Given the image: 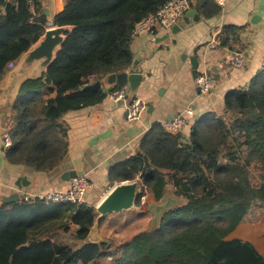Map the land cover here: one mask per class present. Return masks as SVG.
<instances>
[{"label": "trees", "instance_id": "trees-1", "mask_svg": "<svg viewBox=\"0 0 264 264\" xmlns=\"http://www.w3.org/2000/svg\"><path fill=\"white\" fill-rule=\"evenodd\" d=\"M168 1L66 0L51 21L42 14L39 0H7L0 7V81L49 22L72 27L48 69L52 84L43 74L20 85L12 107L13 145L5 151L12 163L38 171L60 164L69 148L64 116L105 101V89L87 88L93 84L90 78L130 69L136 24ZM190 1L204 18L221 12L213 0ZM244 30L225 25L220 45L232 48ZM254 171L260 186L240 175ZM111 177L118 183L141 181L138 205L148 193L162 200L168 189L183 203L165 213L156 229L150 226L111 251V245L86 242L98 215L84 202H3L0 264H95L108 257L115 264H264L252 242L229 238L250 209L264 203V70L247 86L226 94L221 114L198 118L188 138L155 123L140 141V151L113 166ZM23 183L28 184L26 179Z\"/></svg>", "mask_w": 264, "mask_h": 264}, {"label": "crops", "instance_id": "crops-1", "mask_svg": "<svg viewBox=\"0 0 264 264\" xmlns=\"http://www.w3.org/2000/svg\"><path fill=\"white\" fill-rule=\"evenodd\" d=\"M198 1L192 0L193 3ZM65 4L66 0H53L54 17L64 9ZM220 8V14L210 19L197 12L200 20L191 19L177 33H173V28H158L134 38L131 43L134 61L139 62V70L146 76L137 97L147 103L146 111L138 120L132 121L125 116V107L117 106L108 95L102 104L67 113L63 121L68 126V153L55 169L38 171L26 166L24 176L5 173L2 156L7 150L3 145L6 134L0 136V203L4 202V197L15 193L20 195L21 201L24 196L34 197L35 200V196L41 194L65 191L71 180L60 182L59 179L66 171L75 170L91 181L92 186L83 202L96 208L118 184L111 177L112 167L140 151V141L155 123L165 125L187 110H193L194 116L181 132L188 138L191 126L198 118L209 113L221 114L226 94L247 86L263 70L264 0H225ZM256 16L259 18L256 19ZM53 18L47 19L51 21ZM230 24L245 26L240 42L233 44L232 48L221 46L219 39L222 28ZM237 53L243 54L246 59L243 66L233 65V57ZM192 57H197L199 61L198 73L207 69L213 77L208 94L201 93L196 84L192 74ZM133 64L126 72L133 70ZM11 71L0 81V128L8 129V135L14 126L12 107L25 79L9 92ZM110 91H107L108 94ZM23 179L28 184H24ZM149 197L153 196L148 193ZM125 213L134 215H125L122 222L106 221L108 216L100 220V233L111 244L116 242H113L115 236L122 242L123 235L134 236L151 226L153 215L148 211L142 209L141 212ZM130 230L134 232L129 234ZM229 238L248 240L264 255L262 238H244L236 234Z\"/></svg>", "mask_w": 264, "mask_h": 264}, {"label": "water", "instance_id": "water-1", "mask_svg": "<svg viewBox=\"0 0 264 264\" xmlns=\"http://www.w3.org/2000/svg\"><path fill=\"white\" fill-rule=\"evenodd\" d=\"M7 0H0V7H3ZM40 8L43 14L51 19L54 17V5L53 0H39ZM259 16H256L258 19ZM191 19L195 21L200 20L195 9H191L182 19V23L173 27V33H177L185 24H189ZM71 26H54L46 29L42 37L20 58V62L15 67L9 77L8 90L12 92L16 89L17 84L24 78L35 79L43 74H46V82L52 84V79L48 74V69L57 57L58 52L65 44L67 39V33L71 30ZM192 62V74L196 79L198 76L199 61L197 57L191 58ZM139 62L136 60L133 64V70L131 72L122 73H107L97 82L89 85L87 88L96 90L103 88L105 90H113L116 88H127V101L131 102L138 96V91L141 83L146 79L143 72L139 70ZM119 107H125L126 101L124 99L119 100L117 103ZM125 116H128V110H125ZM176 116V115H175ZM8 133V129L0 128V136H4ZM2 169L5 173L24 176L26 172V165L12 163L6 154L2 156ZM78 176V172L75 170L66 171L59 181H70ZM141 193V181H126L116 184L113 189L103 198V200L97 205V219L94 225L91 227L87 243L90 244H111V241L104 238L100 233V220L106 218L112 214H122L124 212H141L142 209L148 211L153 215L151 227L156 229L165 213L180 206L183 203V199L174 195L171 189H168L164 195V198L160 201L154 197L147 198L142 205L137 204L138 197ZM20 201L19 194H12L4 197V202L13 204ZM78 230L77 227H74Z\"/></svg>", "mask_w": 264, "mask_h": 264}, {"label": "built area", "instance_id": "built-area-1", "mask_svg": "<svg viewBox=\"0 0 264 264\" xmlns=\"http://www.w3.org/2000/svg\"><path fill=\"white\" fill-rule=\"evenodd\" d=\"M218 6L222 7L225 4V0H213ZM191 10L190 0H169L163 7H161L156 13L151 14L138 22L132 32V40L141 35H145L153 32L155 29H172L174 26L182 22V19ZM54 27L53 24H49L46 29ZM245 57L241 53H237L233 57V65L236 67L243 66L245 64ZM17 65V62L9 64V69L13 70ZM262 69L264 70V60L262 62ZM98 77L92 76L90 78L91 83L97 82ZM196 84L203 94H208L212 89L213 77L207 69L200 70L196 77ZM127 88H118L110 91L109 99L117 103L119 100L124 99L126 101L125 109L128 110V119L138 120L147 109V103L140 97H136L133 101H127ZM194 116L193 110H187L184 114L178 115L173 120L167 122L164 126L166 130L173 134H178L188 126L189 119ZM4 147L6 149L12 147L13 141L10 135L4 136ZM92 184L86 175H78L71 179L69 187L65 191H55L46 194L35 196L36 199H43L53 204H79L82 203L88 194ZM34 197L24 196L25 201H32ZM147 199L144 195L141 197V205Z\"/></svg>", "mask_w": 264, "mask_h": 264}, {"label": "rangeland", "instance_id": "rangeland-1", "mask_svg": "<svg viewBox=\"0 0 264 264\" xmlns=\"http://www.w3.org/2000/svg\"><path fill=\"white\" fill-rule=\"evenodd\" d=\"M240 175L246 179L250 184H254L256 186H260L261 181L257 177V172L254 171L252 175L245 174L244 172H240ZM134 215L133 213H125V214H112L109 215L106 219L110 222L112 221H120L122 222L123 217L125 215ZM125 224V222H123ZM134 230H130L129 234H132ZM238 235L241 237H258L264 239V203H257L255 204L249 211L248 215L245 217V219L229 234V236L232 235ZM133 236L132 235H123L124 241L130 240ZM116 241L115 243H112V249L113 251L116 246H119L124 241H118L117 237H114ZM66 240H70L69 234L66 235ZM95 264H115L114 260L112 258H104L100 259Z\"/></svg>", "mask_w": 264, "mask_h": 264}]
</instances>
